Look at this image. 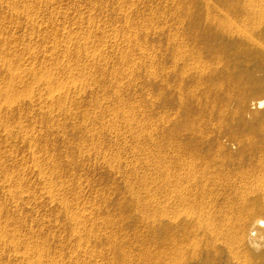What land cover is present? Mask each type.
Here are the masks:
<instances>
[{
  "label": "rangeland",
  "instance_id": "1",
  "mask_svg": "<svg viewBox=\"0 0 264 264\" xmlns=\"http://www.w3.org/2000/svg\"><path fill=\"white\" fill-rule=\"evenodd\" d=\"M129 1L144 8L145 0ZM117 7L114 0H0V264H156L151 197L137 200L128 190L142 186L139 177L151 172L142 168L127 181L119 162L126 166L140 157L110 145V132L96 122L112 120L120 105L155 128L156 111L169 95L159 93L147 73L162 58L154 30L147 36L134 15L136 44L117 45L135 60L130 79L118 82L119 96L110 76L120 57L108 56L103 66L88 60V54H101L96 49H113V29L105 26L117 24ZM252 36L264 49V22ZM139 48L147 49L149 59L138 60ZM251 61L212 77L218 85L212 91H196L195 79L187 81L199 93L197 123L209 141L221 138V153H236L237 140L248 131L237 98L248 94L252 80L264 86V62L255 55ZM104 71L108 79L85 93L90 87L80 75ZM49 93L54 100L46 99ZM189 123L175 120V130ZM206 149L219 147L207 143ZM224 222L233 234L240 230L237 213ZM213 250L203 245L180 264H246L242 255L231 261L225 251Z\"/></svg>",
  "mask_w": 264,
  "mask_h": 264
},
{
  "label": "bare ground",
  "instance_id": "2",
  "mask_svg": "<svg viewBox=\"0 0 264 264\" xmlns=\"http://www.w3.org/2000/svg\"><path fill=\"white\" fill-rule=\"evenodd\" d=\"M114 1L118 7L113 10L120 17L116 25L105 26L113 29V49L108 50L110 45L96 49L101 54H88V60L93 57L96 65L103 66L108 56L120 57L110 76L116 80L114 93L119 96L122 87L118 82L130 79L129 64L135 60L133 55L126 58L117 45L122 42L127 48L136 44L134 15L135 23L148 29L147 36L154 30L162 58L147 73L154 78L158 92L169 95L156 111L155 128L135 120L131 110L120 105H115L112 120L96 122L110 132V145L118 146L124 155L140 157L126 166L119 162V172L127 181L142 168L151 172L139 177L142 189L128 186V190L137 200L151 197L158 238L156 264H180L184 254L203 245L225 251L231 261L242 255L246 264H264V86L252 80L246 88L248 94L237 98V111L248 131L237 140L236 153H221V138L209 141L197 123L199 93L187 85L192 77L196 91L203 87L212 91L218 86L212 77L225 75L235 64L251 65L254 55L264 62V49L252 40L259 23L264 22V0H145L143 9L129 0ZM139 50L138 60L149 59L146 48ZM80 76L81 83L90 87L83 89L85 93H91V84L108 79L105 71L100 76ZM202 77H207V84ZM46 99L54 97L49 93ZM178 119L190 123L176 131ZM123 140L135 145L122 146ZM207 143L219 149L207 152ZM234 213L241 224L236 234L232 225L224 222Z\"/></svg>",
  "mask_w": 264,
  "mask_h": 264
}]
</instances>
